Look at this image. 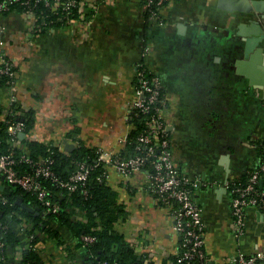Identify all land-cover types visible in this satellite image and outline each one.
I'll use <instances>...</instances> for the list:
<instances>
[{"label":"crops","instance_id":"0c3cea01","mask_svg":"<svg viewBox=\"0 0 264 264\" xmlns=\"http://www.w3.org/2000/svg\"><path fill=\"white\" fill-rule=\"evenodd\" d=\"M86 1L95 7L82 19L35 36L27 35L22 12L0 15V41L17 65V89L1 87L0 104L16 102L34 112L32 140L64 151L67 142L72 151L121 152L143 63L162 81L173 159L190 181H200L194 198L203 208L210 264H227L238 249L264 250V211L256 207L248 210L245 234L235 239L228 187L264 155V40L246 55L240 33L258 19L256 12L220 0H172L159 24L141 0ZM106 179L126 212L115 227L143 260L171 264L179 236L168 208L149 189L147 172L126 178L109 166ZM5 185L0 175V190ZM76 210L74 217L85 219ZM59 231L63 245L46 236L36 244L47 264H90L79 239L67 227ZM9 255L15 262L18 254Z\"/></svg>","mask_w":264,"mask_h":264},{"label":"built area","instance_id":"2783aa9c","mask_svg":"<svg viewBox=\"0 0 264 264\" xmlns=\"http://www.w3.org/2000/svg\"><path fill=\"white\" fill-rule=\"evenodd\" d=\"M151 18L159 24L163 23L161 10L172 0H141ZM21 7V11L16 10ZM95 7L86 0H0V15L13 11L22 12L29 19L27 35L35 36L56 22H70L75 15L82 19L86 9ZM55 16V18H49ZM5 43L0 41V79L5 80V86L12 91L17 89V71L15 61L7 54ZM1 89V88H0ZM134 99L127 106V120L133 129V119L143 116L145 126L139 130L135 139L137 153L123 156L121 152L107 153L101 149L96 150L98 161L104 163V176H108V167L113 166L123 177H130L133 173L146 171L149 189L154 193L159 203L168 208L172 219V227L179 236L178 247L171 264H210L205 250L206 224L203 218V208L195 200L194 192L200 181H190L183 175L175 163L171 151V138L168 124L162 115L164 106V89L160 77L153 73L143 63L137 73L134 89ZM14 102L0 108V121L6 125L10 149L0 152V175L6 184H14L23 190L35 194L37 200L46 206L48 212L58 213L61 204L56 192L43 185L38 177L51 179L57 187L67 189L69 192L80 190L87 194V181L92 166L85 161L77 163V169L66 178H61L52 165L54 159L47 157L33 159L26 148L20 133H27L25 123L15 120L25 107L13 106ZM131 129V130H132ZM30 138V137H29ZM128 140V139H127ZM57 147L60 148L58 145ZM20 148L22 153L16 157L14 150ZM18 162H24L34 167L35 172L21 171ZM231 194L232 233L237 241L245 234L247 229V215L251 207L264 211V155L258 167L252 169L246 179L228 183ZM2 203L6 199L1 197ZM16 214V213H15ZM9 214V224L0 222V261L2 264H19L20 257L15 262L9 258L6 232L8 225L22 231L25 223L12 219ZM19 217V215H18ZM20 218V217H19ZM32 237V236H31ZM23 238L31 239L24 235ZM85 244L94 240L91 235H83ZM24 248L21 245L20 249ZM8 254V258H7ZM227 264H264V250L254 253H245L238 249L233 257L227 259ZM108 264V263H104ZM143 264H150L147 259Z\"/></svg>","mask_w":264,"mask_h":264},{"label":"trees","instance_id":"16d2710c","mask_svg":"<svg viewBox=\"0 0 264 264\" xmlns=\"http://www.w3.org/2000/svg\"><path fill=\"white\" fill-rule=\"evenodd\" d=\"M16 10L21 11L22 9L16 7ZM76 17L75 15L74 18ZM49 18H55V16ZM55 19L56 22L52 26H60L66 23ZM6 79H0V88L5 86ZM13 106H19V104L14 102ZM0 108H3L1 104ZM15 120L23 121L27 133H29L34 127L35 115L31 110L23 111ZM145 122L143 116L133 119L134 128L128 136L125 148L121 151L123 156L127 157L137 153L135 150L136 135L145 126ZM7 139L6 125L0 121V152H6L10 149ZM23 142L29 150L31 158L35 160L53 158L52 167L61 178H66L73 173L77 169L79 161L87 162L92 166V170L86 185L87 194H83L80 190L69 192L67 189L57 187L49 178L38 177L43 185L56 192V196L53 195L52 197H57L61 204L58 213L48 212L46 206L37 200L34 193L25 191L17 185L5 183L4 190H0L1 197L6 199L5 203L0 201V222L2 225L9 224L8 216L13 214L12 219L25 223L22 231L8 225L6 232L8 247H10V251H14L20 257L19 264H47L36 244L42 240L43 236H46L58 245H63L64 240L59 227H67L72 237L79 239V244L86 249L87 261L90 264H143V257L135 252L133 245L115 227L116 223L125 217L126 212L124 207L118 203V193L107 183L104 176V163L98 161L96 149L79 147L69 152L56 145L32 140L29 137H25ZM21 153L20 148L14 150L16 157H19ZM17 167L21 171L35 172L33 166L24 162H18ZM242 179H246V176ZM19 196L23 197L26 202L39 207V214L23 209L16 203ZM77 208L85 213V219L78 220L74 217L77 214ZM24 235L31 239L23 238ZM83 235H91L94 240L85 244L82 239ZM21 245L24 248L20 249ZM10 257L13 255H9ZM0 264H2L1 261ZM150 264L158 263L150 261ZM162 264L169 263L164 262Z\"/></svg>","mask_w":264,"mask_h":264},{"label":"water","instance_id":"95a60500","mask_svg":"<svg viewBox=\"0 0 264 264\" xmlns=\"http://www.w3.org/2000/svg\"><path fill=\"white\" fill-rule=\"evenodd\" d=\"M227 3L228 5L224 4ZM220 4L232 9H239L241 11L250 12L255 11L258 19L253 21L249 27L243 25L240 33L246 37V48L245 54L254 51V49L259 46L260 42L264 40V0H220ZM251 34V35H250ZM261 48H257L255 51L257 54L260 52ZM25 133H20V137H24ZM67 150L72 151L73 145L66 142ZM3 186H1L2 188ZM23 209H26L30 212L39 214V207L34 206L33 204L26 202L23 197L19 196L16 200Z\"/></svg>","mask_w":264,"mask_h":264}]
</instances>
